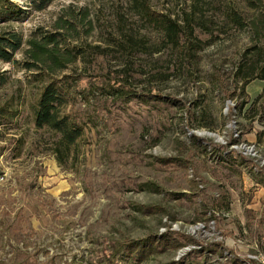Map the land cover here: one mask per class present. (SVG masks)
<instances>
[{"label":"rangeland","instance_id":"374dc122","mask_svg":"<svg viewBox=\"0 0 264 264\" xmlns=\"http://www.w3.org/2000/svg\"><path fill=\"white\" fill-rule=\"evenodd\" d=\"M11 1L23 13L0 33L22 44L0 60V264H119L113 245L157 233L184 244L142 264H264V115L237 114L223 91L249 45L228 1ZM55 32L77 57L53 76L78 78L76 109L95 122L61 155L34 125L43 76L27 53ZM263 90L252 79L245 108Z\"/></svg>","mask_w":264,"mask_h":264},{"label":"trees","instance_id":"16d2710c","mask_svg":"<svg viewBox=\"0 0 264 264\" xmlns=\"http://www.w3.org/2000/svg\"><path fill=\"white\" fill-rule=\"evenodd\" d=\"M27 1L35 9L41 10L52 0ZM227 1L229 8L225 18L232 26L248 30L249 45L244 49L241 59L230 76L229 84L233 86L232 90H227L223 85V91L227 97L236 96V99H239L236 107L237 114L243 113L245 118L251 120L257 114L256 118H263L264 90L251 101L249 107L245 108L246 104L249 103V100H245V88L252 79L264 80V0H245L247 6L252 10L254 9L252 14L238 8L237 0ZM21 13H23L22 9L16 2L0 0V22L15 20ZM158 23L164 28L169 42L176 44L177 23L167 16L158 20ZM61 37V32L47 33L42 35L39 40H29L30 48L27 49L29 58L32 60L28 65L29 68L41 65V69L38 70L43 76V84L33 106L34 125L36 128H45L58 135L54 147L57 155L63 154L74 146L77 141L83 138L85 128L90 124H95L91 117L83 115L76 109L77 103L86 98L85 94L77 88L78 78L67 74H62L59 77L53 76L55 71L61 70L65 64L77 57V54L70 50H62L59 47ZM21 44L22 38L17 33L9 31L0 33V60L9 61L12 54L21 47ZM3 81L4 78L0 75V84ZM235 91L238 93L235 94ZM114 93L118 96H129L127 91H121L117 87L110 86L108 94ZM260 108H262V112H258ZM6 112L7 110L0 108V117L4 116ZM222 158L224 159L226 156ZM146 210L152 213V210ZM168 236V233H157L143 238L125 239L113 245L114 253L111 252V255L118 256L119 264H142L151 254L164 252L169 248H177L184 244L179 242L177 238L171 239ZM182 236L185 241H189V237L183 234ZM178 263L180 262L172 260L168 264Z\"/></svg>","mask_w":264,"mask_h":264},{"label":"water","instance_id":"95a60500","mask_svg":"<svg viewBox=\"0 0 264 264\" xmlns=\"http://www.w3.org/2000/svg\"><path fill=\"white\" fill-rule=\"evenodd\" d=\"M208 135H213V134H211V133H207Z\"/></svg>","mask_w":264,"mask_h":264}]
</instances>
